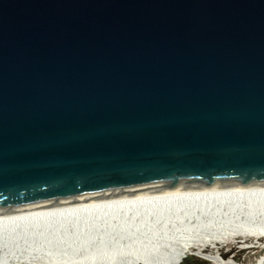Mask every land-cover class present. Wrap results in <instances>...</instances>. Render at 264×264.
<instances>
[{
    "label": "water",
    "instance_id": "obj_1",
    "mask_svg": "<svg viewBox=\"0 0 264 264\" xmlns=\"http://www.w3.org/2000/svg\"><path fill=\"white\" fill-rule=\"evenodd\" d=\"M264 185V0H0V214Z\"/></svg>",
    "mask_w": 264,
    "mask_h": 264
},
{
    "label": "bare ground",
    "instance_id": "obj_2",
    "mask_svg": "<svg viewBox=\"0 0 264 264\" xmlns=\"http://www.w3.org/2000/svg\"><path fill=\"white\" fill-rule=\"evenodd\" d=\"M238 238L264 240V185L133 191L0 214V264H156L192 250L236 264L221 261L219 246Z\"/></svg>",
    "mask_w": 264,
    "mask_h": 264
},
{
    "label": "rangeland",
    "instance_id": "obj_3",
    "mask_svg": "<svg viewBox=\"0 0 264 264\" xmlns=\"http://www.w3.org/2000/svg\"><path fill=\"white\" fill-rule=\"evenodd\" d=\"M242 240H244V239L238 238L231 243L220 245L219 248L221 249V251H220L221 261H224V263H229V262L233 261L236 264H254L261 257L264 256V249H263V247H261L262 245H264L263 244L264 240H262L258 244L256 241H253L250 243L249 242L245 243V241H242ZM195 253L196 252L192 250L185 255H181L180 258L175 259L171 263H156V264H176L178 262V260L184 259L186 257L187 258L184 259L181 262V264H184L188 258H196V259H199L201 261L206 262V264H214L213 262L206 260L204 258H201L197 255H192Z\"/></svg>",
    "mask_w": 264,
    "mask_h": 264
},
{
    "label": "trees",
    "instance_id": "obj_4",
    "mask_svg": "<svg viewBox=\"0 0 264 264\" xmlns=\"http://www.w3.org/2000/svg\"><path fill=\"white\" fill-rule=\"evenodd\" d=\"M186 258H187V257H186ZM186 258H184V259H186ZM184 259H180V260H178V262H177L176 264H181V262H182ZM173 261H174V260H173ZM173 261H171V262H173ZM171 262H169V263H171ZM184 264H206V262L201 261V260L196 259V258H188V259L185 261Z\"/></svg>",
    "mask_w": 264,
    "mask_h": 264
}]
</instances>
